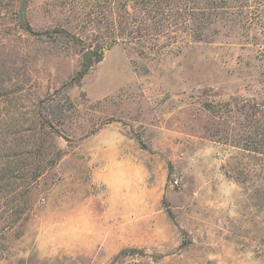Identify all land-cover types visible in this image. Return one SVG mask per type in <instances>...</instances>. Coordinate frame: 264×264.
Wrapping results in <instances>:
<instances>
[{
  "label": "rangeland",
  "instance_id": "374dc122",
  "mask_svg": "<svg viewBox=\"0 0 264 264\" xmlns=\"http://www.w3.org/2000/svg\"><path fill=\"white\" fill-rule=\"evenodd\" d=\"M20 1L0 0V264H74L38 237L84 232L92 264H264L262 34L181 1ZM89 208L105 225L69 224Z\"/></svg>",
  "mask_w": 264,
  "mask_h": 264
},
{
  "label": "trees",
  "instance_id": "16d2710c",
  "mask_svg": "<svg viewBox=\"0 0 264 264\" xmlns=\"http://www.w3.org/2000/svg\"><path fill=\"white\" fill-rule=\"evenodd\" d=\"M149 1L152 0H143L145 3ZM169 1H181L184 4V7L176 5L175 9L177 12L181 9L186 14L182 18L183 20L187 19L191 26L197 22L205 24L209 21L212 23L214 19H217L215 23H218L221 27H228L229 29L235 27L246 33H253L252 37H256V34H262V37H264V0H155L153 6L156 5L157 9H159ZM159 13L161 12H157V14ZM177 16L179 17L180 14H176V19H178ZM163 19L164 17L161 16L158 20L162 21ZM21 23L25 29L32 31L31 27L25 21ZM56 29L60 34H68L61 25L57 26ZM78 80L79 76H76L72 81L77 82ZM38 114L40 115L41 121L48 124V120L42 115L41 110Z\"/></svg>",
  "mask_w": 264,
  "mask_h": 264
},
{
  "label": "crops",
  "instance_id": "0c3cea01",
  "mask_svg": "<svg viewBox=\"0 0 264 264\" xmlns=\"http://www.w3.org/2000/svg\"><path fill=\"white\" fill-rule=\"evenodd\" d=\"M122 176H126V174H121ZM148 175L150 174H135V176H138L140 178L142 177H148ZM115 174H91V180L95 185H101L104 183H107L108 180L111 177H115ZM113 184V183H112ZM98 196V193H97ZM69 221H72V224L74 226H90L93 225L95 220H96V225L97 226H102L105 225V223L103 222V220L105 221V219L101 218L99 215L96 216L95 215V210L93 208H89L86 211V215H84L83 217H80L78 215V213L76 212L75 217L74 218H70L68 219ZM84 220V223H83ZM68 224H66L64 221L63 222H59L56 223L55 226H66ZM82 235V236H80ZM77 237H75L74 239H76V241L73 242H77L78 244H69L66 241H62L60 240L59 242H57L55 245H53L54 247L50 246V242L46 241V238L44 237H38V248L40 250H42L44 252V254L46 255L47 253H49L48 255L51 254H55V251L59 250L60 253L63 254H67V255H71L72 256V260L75 261L74 264H92V257H93V243L94 242H98L100 241V236L97 237V239L94 240L93 236H90L88 234H80ZM65 239V238H62ZM59 243V245H57ZM49 249H53L52 252L49 251ZM70 264H73L72 261L69 262Z\"/></svg>",
  "mask_w": 264,
  "mask_h": 264
},
{
  "label": "water",
  "instance_id": "95a60500",
  "mask_svg": "<svg viewBox=\"0 0 264 264\" xmlns=\"http://www.w3.org/2000/svg\"><path fill=\"white\" fill-rule=\"evenodd\" d=\"M26 3H27V0H21L20 1V8H19L18 14H19V17L21 20L23 18V14L25 13V10H26ZM49 33H50V31H44V32H39V33L33 32L34 35H36V34L47 35ZM90 53H91V48L88 47L86 52L83 54V62L85 63V67H87L89 62H90ZM82 72H83V69L81 70V74H82Z\"/></svg>",
  "mask_w": 264,
  "mask_h": 264
}]
</instances>
